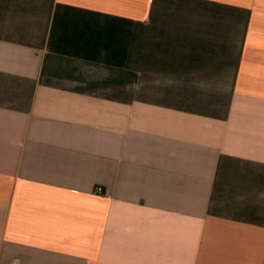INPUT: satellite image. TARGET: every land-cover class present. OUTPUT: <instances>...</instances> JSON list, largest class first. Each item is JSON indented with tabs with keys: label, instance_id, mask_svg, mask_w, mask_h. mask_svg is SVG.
Wrapping results in <instances>:
<instances>
[{
	"label": "crops",
	"instance_id": "obj_1",
	"mask_svg": "<svg viewBox=\"0 0 264 264\" xmlns=\"http://www.w3.org/2000/svg\"><path fill=\"white\" fill-rule=\"evenodd\" d=\"M0 264H264V0H0Z\"/></svg>",
	"mask_w": 264,
	"mask_h": 264
},
{
	"label": "built area",
	"instance_id": "obj_2",
	"mask_svg": "<svg viewBox=\"0 0 264 264\" xmlns=\"http://www.w3.org/2000/svg\"><path fill=\"white\" fill-rule=\"evenodd\" d=\"M98 190H100V189H98Z\"/></svg>",
	"mask_w": 264,
	"mask_h": 264
}]
</instances>
